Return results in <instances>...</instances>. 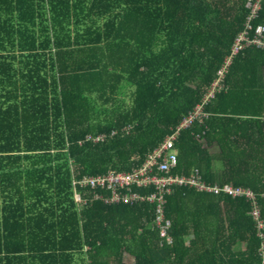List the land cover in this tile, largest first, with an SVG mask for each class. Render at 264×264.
<instances>
[{
	"label": "trees",
	"instance_id": "1",
	"mask_svg": "<svg viewBox=\"0 0 264 264\" xmlns=\"http://www.w3.org/2000/svg\"><path fill=\"white\" fill-rule=\"evenodd\" d=\"M250 3L0 0V264H264V48L243 45L205 101ZM197 111L172 175L256 202L173 186L168 242L155 203L75 186L139 169Z\"/></svg>",
	"mask_w": 264,
	"mask_h": 264
},
{
	"label": "built area",
	"instance_id": "2",
	"mask_svg": "<svg viewBox=\"0 0 264 264\" xmlns=\"http://www.w3.org/2000/svg\"><path fill=\"white\" fill-rule=\"evenodd\" d=\"M251 10L247 17L246 23L242 31L236 36L234 45L232 47L231 56H229L223 68L218 72V79L214 82L209 91L205 101L206 103L214 98L216 92L222 90V83L225 75L227 74L229 65L231 64L234 55L242 48L243 45H254L260 48H264V25H259L256 28H252L250 21L256 18L260 10V0H250ZM253 30L252 37L250 32ZM199 112L194 115H190L184 119L181 125L177 128L176 132L166 137L163 143L156 147L154 150L148 153L142 166L139 169L134 170L131 173H116L110 172L107 176L101 178L85 179L83 182H75V186L107 188L111 194L107 202L132 204L133 202H150L156 204V224L160 227L161 238H166L168 242H171L169 237V230L171 228V222L164 216V205L166 204V194L172 192L173 186L187 185L193 187L198 191L220 193L225 192L232 196L245 195L250 199H254L252 192L243 189H233L229 185L224 187L208 186L201 178L200 172L195 170L192 176L189 178L174 176L172 171L177 168L178 157L175 149V141L181 129L190 127L197 118ZM91 138V137H89ZM103 140V137H97L95 142ZM153 187L154 191L143 196L137 192H134V188H150ZM98 198V196H96ZM76 200L78 203L84 202L81 192L76 194ZM256 202V199L253 200ZM254 219L258 222L260 231L264 230V221L261 219V212L257 207H254L252 211ZM263 235V234H262Z\"/></svg>",
	"mask_w": 264,
	"mask_h": 264
},
{
	"label": "rangeland",
	"instance_id": "3",
	"mask_svg": "<svg viewBox=\"0 0 264 264\" xmlns=\"http://www.w3.org/2000/svg\"><path fill=\"white\" fill-rule=\"evenodd\" d=\"M127 102H129V99L127 100ZM125 261H126V264H133V259L129 256V255H126L125 256Z\"/></svg>",
	"mask_w": 264,
	"mask_h": 264
}]
</instances>
